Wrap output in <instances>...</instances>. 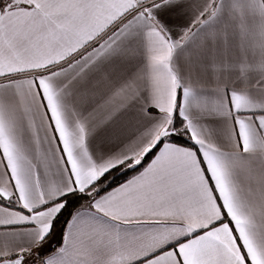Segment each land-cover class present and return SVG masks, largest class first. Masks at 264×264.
I'll return each instance as SVG.
<instances>
[{"label": "snow or ice", "instance_id": "obj_1", "mask_svg": "<svg viewBox=\"0 0 264 264\" xmlns=\"http://www.w3.org/2000/svg\"><path fill=\"white\" fill-rule=\"evenodd\" d=\"M0 264H264V0H0Z\"/></svg>", "mask_w": 264, "mask_h": 264}]
</instances>
